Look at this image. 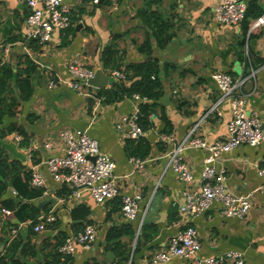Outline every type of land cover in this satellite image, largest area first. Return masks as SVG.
I'll return each instance as SVG.
<instances>
[{
	"label": "crops",
	"instance_id": "0c3cea01",
	"mask_svg": "<svg viewBox=\"0 0 264 264\" xmlns=\"http://www.w3.org/2000/svg\"><path fill=\"white\" fill-rule=\"evenodd\" d=\"M245 1L258 6L264 13V0ZM64 3L73 18L70 26L73 29L55 31L50 44L42 47L28 37L27 4L0 0V64L9 63L16 70L20 55L27 54L37 67L31 77L32 97L22 103L18 114L6 117L0 125V144L9 158L20 161L31 175L35 169L46 179V189L41 188V194L29 201L39 205L46 198L56 200L41 208L44 209L41 214L53 213L56 221L49 223L44 232H35L37 243L60 231L68 235L77 233L73 231V224H93L98 232L94 247L86 250L79 246L71 263L85 264L91 258L109 259L105 239L112 227L130 225L133 228L134 239L123 236V240L130 242L132 239L134 250L143 227L150 225L158 232L134 254L129 264H152L151 255L165 249L169 239L190 224L196 228L201 241L199 256L234 250L242 254L245 264H264V192L259 189L264 178L257 173L264 156V141L257 145L242 144L224 153L215 163L218 170L225 169L227 183L233 192L243 196L252 194V207L247 217L240 219L223 215L219 201L200 216L190 217L179 212L185 184L167 167L168 159L164 155L170 145L162 138L173 135L181 140L219 99L221 90L214 78L216 72L246 79L242 91L249 94L247 112L259 113L264 129V25L249 32L256 20L252 19L246 33L243 22L238 26L218 22L215 18L218 0H100L98 3L64 0ZM145 7L171 20L172 37L162 47L158 44L156 30L139 16V11ZM145 42H149L150 48L143 47ZM107 49H111L112 55L105 54ZM75 53H82L83 60L95 74L99 70L103 72L96 81L101 87L89 83L77 91L70 86L72 76L67 63ZM150 56L159 60L165 93L156 111L150 114L154 126L144 136L151 152L144 158V168L135 170L125 148L126 140L122 139L116 124L133 114L140 101L131 97L106 105L99 91L118 81H126L114 78V83H109L106 78L112 77L113 70L126 76L125 68L143 63ZM253 71H256L255 79H248ZM127 73L133 74L130 69ZM52 77L60 80L55 88L48 87ZM255 88L256 92L251 93ZM231 117L230 102L225 101L205 120L199 134L209 143L226 140ZM17 125L25 129L26 139L17 131L6 132ZM168 125L171 131L166 133ZM65 127L86 131L99 142L101 151L115 161V173L121 186L119 197L101 204L96 203L89 192H84L81 198H70L69 186L60 185L51 176L45 160L62 154L57 140L58 132ZM17 135L23 140L17 141ZM50 141L52 148L46 146ZM184 155L196 178L194 187L197 188L208 151L187 149ZM13 190L17 195L11 185L4 197L16 196ZM62 190L70 191L69 195L59 196ZM137 192L142 194L138 220L129 221L122 215L121 198ZM79 206L90 212L85 218L79 215L75 219L73 212ZM3 209L1 218L7 215ZM191 263L190 258L173 257L166 264Z\"/></svg>",
	"mask_w": 264,
	"mask_h": 264
},
{
	"label": "built area",
	"instance_id": "2783aa9c",
	"mask_svg": "<svg viewBox=\"0 0 264 264\" xmlns=\"http://www.w3.org/2000/svg\"><path fill=\"white\" fill-rule=\"evenodd\" d=\"M24 2L29 8L26 18L28 24V37L37 41L38 45L48 46L55 31H63L72 24V17L64 0H17ZM95 3L100 0H93ZM248 3L245 0H218L215 8V18L218 22L227 25L238 26L245 20ZM264 25V13L259 16L251 26L249 32H253ZM67 69L72 76L70 86L81 91L84 85H88L95 76L83 60L82 53H75L67 63ZM112 77L117 80H125L123 72L113 70ZM256 71H253L248 79H255ZM214 78L217 81L221 95L213 106L201 117L200 121L190 128L186 136L181 140L175 136H163V140L170 145V150L164 155L168 159L167 167L171 168L179 177L185 187L183 189L184 201L179 205V212L190 217L200 216L208 212L215 201L222 204V214L228 217L245 219L252 207L251 195L236 194L227 183L225 169L216 167V162L222 155L231 152L242 144L257 145L264 141L263 122L259 113L247 112V93L242 91L245 78H234L231 74L216 72ZM60 80L52 77L48 81L49 88H55ZM255 88L253 92H256ZM134 98L139 101H147L139 95ZM225 101L231 105L232 117L228 121V135L224 141L209 143L200 134V128L210 114ZM116 129L121 133L122 139L138 140L144 137L146 131L139 124V108L130 116H126L116 124ZM17 141L22 137L17 135ZM53 147V142L46 144ZM57 146L62 150L61 155H52L46 158L45 164L51 176L62 186L71 189L70 198H81L84 192H89L96 203H105L121 195V186L115 173L116 163L101 151L99 142L86 131L65 127L58 132ZM206 149L208 156L204 159V167L200 178L199 187H194L196 178L190 168L184 151L187 149ZM135 170L144 168L146 160L140 157H130ZM257 173L264 178V156L257 166ZM30 183L35 188L46 189V179L37 170H33ZM264 192V184L260 186ZM16 195V191L13 190ZM47 193V192H46ZM142 194L122 195L121 212L129 221L138 220L139 207ZM4 213L10 211L3 209ZM53 213L41 214L33 229L36 233L44 232L49 223L55 222ZM33 226L32 221L21 222L20 226L12 228L14 237L19 228ZM97 228L93 224H86L77 232L69 234L60 250L63 253L75 255L79 246L86 250L92 249L97 240ZM201 241L196 228L186 224L177 231L168 241L165 249L152 254V264H166L173 257L192 259L191 264H245L242 254L238 251H227L215 256H199Z\"/></svg>",
	"mask_w": 264,
	"mask_h": 264
},
{
	"label": "trees",
	"instance_id": "16d2710c",
	"mask_svg": "<svg viewBox=\"0 0 264 264\" xmlns=\"http://www.w3.org/2000/svg\"><path fill=\"white\" fill-rule=\"evenodd\" d=\"M262 14L263 10L258 6L252 3L248 5L246 17L243 21L246 33L249 30L250 20L257 19ZM139 16L151 28L156 30L160 47L170 41L173 28L171 20L165 19L158 11L148 10V7L141 9ZM72 29V27H69L66 31ZM143 47L150 48L149 42H145ZM105 54L112 55L111 49H107ZM129 69L133 73L131 76L127 73ZM36 70L35 63L27 54L20 55L16 70L9 63L0 64V125L6 117H13L16 113L18 114L22 103L32 97L34 88L31 77ZM125 72L126 81H118L110 88L100 90L99 97L106 105L118 103L135 95L147 99V101H141L139 104V124L145 131H148L154 126L153 121L150 120V114L156 111L158 101L165 93L159 60L150 56L143 63L129 65L125 68ZM161 118L166 120L165 116H161ZM11 131H17L25 139L27 137V133L22 126H13L6 132ZM170 131L171 127L168 125L165 132ZM125 145L130 157L145 158L151 152L150 143L145 137L138 140L128 139ZM31 176V171L22 165L20 161L11 160L0 144V211L3 208L10 210V213L5 217L1 218L0 216V264H71L74 255L63 253L60 250L61 245L68 236L67 232L60 231L54 236H45L40 243H37V235L33 230V226L19 228L14 237L11 234L12 228L20 226L21 222L32 221V224L35 225L44 210L39 208L36 203L29 201L42 192V189L32 188L30 184ZM11 185L17 190V195L5 198V193ZM69 193L70 191L62 190L58 195L67 197ZM84 208V206L77 207L73 212V217L75 219L79 215L86 217L90 211ZM81 223L73 224L74 232H79L85 227V224L81 225ZM54 226L55 224L51 225V227ZM156 232H158L156 227L144 226L133 250L131 246V241L135 237L133 228L130 225L112 227L107 232L105 239V251L110 256L109 259L91 258L85 264H129L134 254L144 244L153 240ZM123 236L132 237V239H130V242L126 241L123 240Z\"/></svg>",
	"mask_w": 264,
	"mask_h": 264
},
{
	"label": "water",
	"instance_id": "95a60500",
	"mask_svg": "<svg viewBox=\"0 0 264 264\" xmlns=\"http://www.w3.org/2000/svg\"><path fill=\"white\" fill-rule=\"evenodd\" d=\"M101 75H104L103 72L101 70L97 71L96 74H95V76L90 80V83L91 84H95L96 86L101 87L102 85H98L97 82H96L97 80H99L101 78ZM106 79H107V81L109 83H114V81H115L113 77H109L108 78V76H107ZM104 84H106V83H104ZM50 203H53L54 204V203H56V200L53 199V198H46L45 200H43L42 202H40L38 206L40 208H43L45 204H50ZM18 257H19V255H18Z\"/></svg>",
	"mask_w": 264,
	"mask_h": 264
},
{
	"label": "rangeland",
	"instance_id": "374dc122",
	"mask_svg": "<svg viewBox=\"0 0 264 264\" xmlns=\"http://www.w3.org/2000/svg\"><path fill=\"white\" fill-rule=\"evenodd\" d=\"M45 236V235H44Z\"/></svg>",
	"mask_w": 264,
	"mask_h": 264
}]
</instances>
